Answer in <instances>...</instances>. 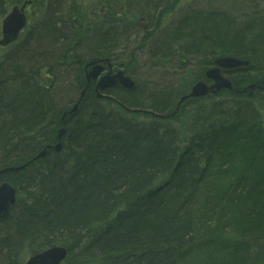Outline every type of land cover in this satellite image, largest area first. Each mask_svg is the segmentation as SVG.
Wrapping results in <instances>:
<instances>
[{"label": "trees", "instance_id": "1", "mask_svg": "<svg viewBox=\"0 0 264 264\" xmlns=\"http://www.w3.org/2000/svg\"><path fill=\"white\" fill-rule=\"evenodd\" d=\"M68 1L32 0L34 25L0 65V169L27 163L1 178L33 192L3 220L1 247L35 222V247L50 245L49 233L70 238L64 264H264V90L194 101L169 120L128 111H169L220 56L249 62L231 76L235 87L264 82V6ZM131 43L147 48L152 66L175 56L185 75L173 86L115 89L114 99H98L88 85L65 117L60 154L28 163L56 141L71 107L63 104L85 87L87 59L115 62V50H130L133 78ZM35 55L43 62L32 63Z\"/></svg>", "mask_w": 264, "mask_h": 264}, {"label": "water", "instance_id": "2", "mask_svg": "<svg viewBox=\"0 0 264 264\" xmlns=\"http://www.w3.org/2000/svg\"><path fill=\"white\" fill-rule=\"evenodd\" d=\"M29 4L30 1H25L20 6H12L10 11L2 20L0 38L1 46H6L17 40L19 34L24 30L27 25L25 9ZM104 63L107 66V72L102 74L105 69ZM248 64L249 62L247 60H242L233 56L216 57L213 60V66L205 70L204 76L206 80H199L191 85L179 98L176 99L175 106L172 111L164 114H156V116L159 118L175 117L179 114L181 107L188 101L214 96L223 90L234 91L242 94L247 93L251 96L257 87L256 84H249L241 90L235 89L231 80L224 75V73H231L240 69L246 70ZM84 77L87 85L90 82H96L94 90L98 98H108L109 96L104 92L115 87H121L130 91L135 85V82L126 73L125 69H119L116 72H112L111 63L107 58H93L87 61L84 65ZM86 87L81 91L78 101L63 114V117L65 115L72 117L77 112L85 95ZM130 111L138 113L143 112L142 110L135 109ZM64 132L65 129L60 128L57 131V138L61 139ZM55 147V150H59L61 143H57ZM46 152L47 150L44 148L35 158L44 157ZM24 166V164L18 167L10 166L1 170L0 173L7 170L22 169ZM16 193V188L11 183L3 182L0 184V220L4 218L15 206L17 202ZM66 254L67 249H65V247H50L31 255L25 264H60L66 257Z\"/></svg>", "mask_w": 264, "mask_h": 264}, {"label": "rangeland", "instance_id": "3", "mask_svg": "<svg viewBox=\"0 0 264 264\" xmlns=\"http://www.w3.org/2000/svg\"><path fill=\"white\" fill-rule=\"evenodd\" d=\"M22 1L23 0H3L4 3L0 6V8L4 9V13L2 15H0V27H1V22H2L3 18L5 17L7 12H9L10 8L13 5H15L16 3L20 4ZM36 1H40V0H36ZM110 1H112V0H110ZM68 2L70 3L71 1H68ZM260 2L262 3V5H261ZM88 3L89 4L96 3V0H88ZM176 3H177V6H176ZM252 3H256V5L253 6V7H256V6L260 7L261 6L260 8H262L264 6V0H253ZM166 4H168L170 6L169 10L174 11V10H177L176 8L178 6L180 7V9H187V8H189L191 6L192 7L196 6L197 8H201V7L205 6L206 2H205V0H181L180 2H169V3L167 2ZM215 4H217V5L226 4L228 6V10L230 11L231 7H229V5H231V4L227 0H225V1H223V0H215ZM234 5L236 6V8L238 10H241L244 7V5H247V4L243 0H238V2H236V4H234ZM35 6H33L32 8L28 9V11H29L28 12L29 24L24 29V31H22V33H21L20 37L18 38V40L16 42L12 43L11 45L9 44L8 46H4V47L0 46V65L2 63L6 62V60L4 58L5 54L9 53V51H11V50L14 51L15 48H16L15 44H17L19 42V40L22 38L23 33L30 26L34 25L33 19L35 17V14L33 12H34ZM175 6H176V8H175ZM244 12L247 13V10L244 11ZM175 15H179V14L177 13ZM236 15H237V13H236ZM237 16H238V19L239 18H245L241 14L237 15ZM248 16H250V14ZM246 19H248V17ZM141 22H140L141 25H145L144 21H141ZM0 38H1V32H0ZM128 47H130L132 49L133 48V44L131 43ZM144 48L142 49L143 51L137 50L136 47L133 48L134 55H135L134 56L135 60L133 58L131 60H132V69H133V72H134L133 78H134L136 84L141 83L143 85H146L145 82L148 81V86L149 87H151V88L155 87L154 83H159V84H157V88H160L164 84L165 85L166 84L172 85L174 83V77L176 75L178 77L181 76V75H185L184 71H186V70L182 69V68H178L179 64H177V62L175 60V58H176L175 56L169 57L168 60L166 62H164V64H162V65L152 66L153 59L149 58V56H144L145 54H147V51H146L147 48H145V49ZM114 52H116V59H119V60H117L115 62H113V60H112L113 67L114 68H119V67L123 68V66H125L127 68L126 61L131 56L130 50L117 49ZM35 56L36 57H34V61L32 63L35 62V63L40 64L41 62H43L42 58H40V56H37V55H35ZM164 59H167V58H164ZM194 64H192V65H194ZM190 67L191 68H195V67H192L191 65H190ZM161 72H162V74H161ZM63 73H65V72H63ZM157 75H159V76H157ZM163 76H167L168 78H166V80L160 81V79ZM53 83H54V86L57 85V82H53ZM53 83H52V85H53ZM65 93H66V91H65ZM65 93H63L64 96H65ZM67 98L68 97H66L65 99H67ZM71 99L73 100V99H75V97L72 96ZM71 99L65 101V103L64 104L62 103V104L63 105H67V106H69V105L72 106L74 104V102L71 104V101H72ZM99 99H102V98H99ZM155 113H157V112H155ZM5 168H7V167H5ZM5 168L0 169V171L5 169ZM16 208L14 207V210ZM223 217L224 218L225 217L226 218L230 217V213L226 212L225 214H223ZM2 222H3V220L0 221V238L3 237L4 232L2 230H3V228H5V225L3 226ZM29 249L30 248H28L27 250H22V251L19 250V252H17L15 255H12V254H14V253H12L13 252L12 248H9L7 246H4V247L2 246L1 247V245H0V258H1V261L3 260V261H7L8 262V261L14 260L15 264H24L25 261L27 260V258L32 254L29 251ZM3 261H2V263H3ZM62 264H64V263H62Z\"/></svg>", "mask_w": 264, "mask_h": 264}, {"label": "bare ground", "instance_id": "4", "mask_svg": "<svg viewBox=\"0 0 264 264\" xmlns=\"http://www.w3.org/2000/svg\"><path fill=\"white\" fill-rule=\"evenodd\" d=\"M91 59H93V58H90V59H87V61H89V60H91ZM81 74H83V77H84V66L82 67V70H81ZM161 74H162V72H161ZM165 78V76L164 77H162L161 79H160V81H162L163 79ZM85 80V79H84ZM177 82H179V77L176 75L175 77H174V83L172 84V85H169V86H173L175 83H177ZM85 84H86V80H85ZM80 93H81V91H80ZM80 93L77 95V100H76V102L78 101V99H79V96H80ZM109 97L108 98H102V99H114L113 98V96H112V94H111V92H109V93H106ZM98 98V97H97ZM99 99V98H98ZM75 102V103H76ZM65 113V112H64ZM63 113V114H64ZM63 114H62V116H61V119L63 120V123H62V125L58 128V130L60 129V128H64L65 129V132H66V129H67V126H66V122H65V117H66V115L63 117ZM57 130V131H58ZM65 132H64V134H65ZM64 136V135H63ZM63 138V137H62ZM62 138L61 139H58L57 138V133H56V141L55 142H53L52 144H47V145H45L44 147H42L41 149H39L30 159H29V161H28V163H33V162H35V161H37V160H40V159H43V158H45V156H47L48 155V152H52L51 154H60V152L62 151V147H63V145H62ZM61 143V147H60V149L59 150H55L56 149V147H55V145L57 144V143ZM44 148H46V150H47V152H46V155L44 156V157H38V158H35L36 156H37V154L40 152V151H42ZM27 162V161H26ZM25 165L23 168H25L26 166H27V163H20V164H15V165H12V167H18V166H20V165ZM7 167H10V166H7ZM22 168V169H23ZM22 169H17V170H7L6 172H1L0 173V184L1 183H3V182H9L10 183V180L9 179H4V178H1L2 177V175L4 174V173H7V172H18V171H20V170H22ZM16 190H17V193H18V198L20 199L21 198V201H22V203H25L26 201H28L29 200V196H32L33 195V192H32V190L31 189H27V187L25 188V186H24V188H23V190L22 191H20L21 189H18L17 187H16ZM29 194V196H26V195H28ZM17 205H18V202H17ZM17 205H16V207H17ZM15 207V208H16ZM13 211H14V209H13ZM13 211H11V213H9L7 216H9V215H11L12 213H13ZM6 216V217H7ZM5 217V218H6ZM5 218H3L2 220H4ZM1 220V221H2ZM39 223H35V222H30L29 223V228L27 227V229H25V231L22 233V235H21V237L19 236L18 237V242H15L13 239H11V248L13 249V252L12 253H14V254H12V255H15L17 252H19V250L20 251H22V250H27L28 248H30L29 249V251L31 252V253H33L32 251H38V250H46L47 248H50V247H55V246H59V247H65V249H67V243L69 242V239L70 238H68V236L67 237H65V234H64V232H58V233H49V235H50V239L48 240V241H46V242H48V243H50L51 242V244L50 245H45V246H43V245H41L40 247H35V245H36V242H37V240L39 239V237L37 238V236L35 235L36 233H37V231H38V227H39V225H38ZM27 225V224H26ZM6 237V235H3V237L2 238H5ZM8 237V236H7ZM84 238V236H81L79 239L81 240V239H83ZM25 247V248H24ZM32 248V249H31ZM37 253V252H36ZM67 254H68V251H67ZM3 261V260H2ZM0 264H15V262H14V260H12V261H3V263H1V261H0Z\"/></svg>", "mask_w": 264, "mask_h": 264}]
</instances>
